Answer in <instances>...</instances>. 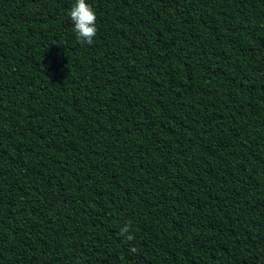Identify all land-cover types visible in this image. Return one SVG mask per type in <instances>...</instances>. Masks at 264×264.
<instances>
[{"label": "trees", "instance_id": "trees-1", "mask_svg": "<svg viewBox=\"0 0 264 264\" xmlns=\"http://www.w3.org/2000/svg\"><path fill=\"white\" fill-rule=\"evenodd\" d=\"M72 2L0 0V264H264V0Z\"/></svg>", "mask_w": 264, "mask_h": 264}, {"label": "clouds", "instance_id": "clouds-1", "mask_svg": "<svg viewBox=\"0 0 264 264\" xmlns=\"http://www.w3.org/2000/svg\"><path fill=\"white\" fill-rule=\"evenodd\" d=\"M66 15L71 21L76 38L86 45H92L98 32L97 13L92 4L88 0H73ZM120 234L129 242L134 239L127 223L121 227Z\"/></svg>", "mask_w": 264, "mask_h": 264}]
</instances>
